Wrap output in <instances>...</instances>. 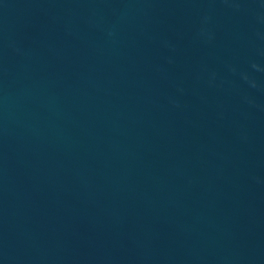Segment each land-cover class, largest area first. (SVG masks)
Returning <instances> with one entry per match:
<instances>
[{"label":"water","instance_id":"95a60500","mask_svg":"<svg viewBox=\"0 0 264 264\" xmlns=\"http://www.w3.org/2000/svg\"><path fill=\"white\" fill-rule=\"evenodd\" d=\"M0 264H264V0H0Z\"/></svg>","mask_w":264,"mask_h":264}]
</instances>
